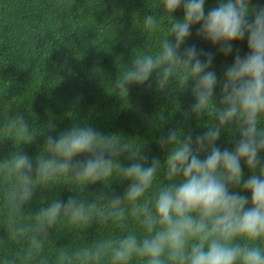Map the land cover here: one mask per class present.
Returning a JSON list of instances; mask_svg holds the SVG:
<instances>
[{
    "label": "clouds",
    "instance_id": "9594fccd",
    "mask_svg": "<svg viewBox=\"0 0 264 264\" xmlns=\"http://www.w3.org/2000/svg\"><path fill=\"white\" fill-rule=\"evenodd\" d=\"M205 5L206 0H163L171 27L160 51L135 55L116 81L127 94L133 85L151 87L152 78L160 89L174 82L193 98L182 113L184 121L215 119L202 133L183 128L163 132L158 141L166 152L163 163L142 153V146L120 142L116 134L88 123H74L58 134H53L57 125L51 120L38 130L30 129L22 116L3 125L5 131L15 130L18 148L43 137L35 161L18 150L0 162V179L11 182L3 192L5 229L8 239L27 244L26 262L49 264L43 249L65 220L76 229L107 220L124 227L130 213L144 230L142 238L130 232L91 247H60L56 264H130L134 258L142 264H264V6L251 0H218L207 10ZM179 9L182 19L174 16ZM197 25L198 38L225 57L233 56L222 76L213 67L214 53L188 43ZM156 27L154 15L145 16V30ZM245 40L248 51L241 55L234 42ZM228 129L234 146L221 147L217 142ZM125 154L131 161L127 166L119 161ZM162 166L168 183L150 202L146 194ZM114 172L129 181L122 195L101 193L92 202L79 195L54 199L32 215L33 223H20L38 187L51 190L63 184L61 179L83 189L107 186Z\"/></svg>",
    "mask_w": 264,
    "mask_h": 264
},
{
    "label": "trees",
    "instance_id": "16d2710c",
    "mask_svg": "<svg viewBox=\"0 0 264 264\" xmlns=\"http://www.w3.org/2000/svg\"><path fill=\"white\" fill-rule=\"evenodd\" d=\"M217 2L206 0V10L217 6ZM251 2L264 6V0ZM162 5L163 0H0V162L18 150L35 161L42 151L43 137L39 135L30 145L16 146L19 140L15 130L5 131L3 127L16 116H22L34 130L43 128L51 120L57 125V133L53 134L74 123H88L106 134H116L120 142H130L137 148L142 146V153L157 157L162 163L166 152L158 141L167 129H193L195 134L214 125L216 121L212 117L184 121L182 113L193 103V98L190 91H179L174 82L160 89L152 78L151 87L133 85L128 94L116 86L135 55H155L160 51L161 42L171 27L170 14L162 10ZM147 15H154L156 19L154 31L144 28ZM174 16L182 19L183 10H177ZM198 27L194 26L188 43L214 53L213 67L222 76L233 56L225 57L211 43L198 38ZM234 46L241 55L248 51L246 40L234 42ZM231 131L222 132L217 142L221 147L234 146ZM119 161L124 166L131 163L126 154ZM244 171L247 178L246 166ZM122 178L121 173L114 172L105 181L111 182L109 185L98 183L84 189L80 183L63 179L59 181L63 184L51 190L38 187L19 221L22 225L33 223L32 215L54 199L67 200L69 196L79 195L92 202L101 193L122 195L129 183ZM167 183L162 166L146 198L153 201ZM10 184L0 179V264H36L25 260L26 243L8 239L3 192ZM242 194L250 196V193ZM103 206L98 202V207ZM130 232L141 238L145 234L130 213L124 227L107 220L87 229H76L65 220L52 230L42 255L49 264H56L60 247L68 250L91 247ZM102 264L110 262L104 260ZM130 264H142V260L134 258Z\"/></svg>",
    "mask_w": 264,
    "mask_h": 264
}]
</instances>
